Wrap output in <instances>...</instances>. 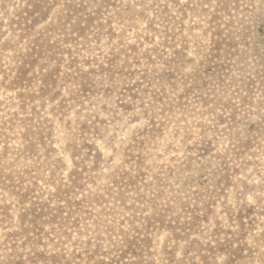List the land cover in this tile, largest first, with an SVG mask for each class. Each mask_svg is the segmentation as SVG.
I'll return each instance as SVG.
<instances>
[{"label": "rangeland", "instance_id": "obj_1", "mask_svg": "<svg viewBox=\"0 0 264 264\" xmlns=\"http://www.w3.org/2000/svg\"><path fill=\"white\" fill-rule=\"evenodd\" d=\"M0 264H264V0H0Z\"/></svg>", "mask_w": 264, "mask_h": 264}]
</instances>
